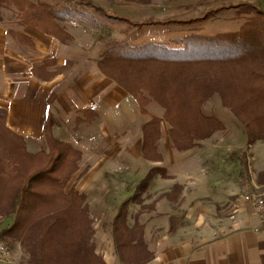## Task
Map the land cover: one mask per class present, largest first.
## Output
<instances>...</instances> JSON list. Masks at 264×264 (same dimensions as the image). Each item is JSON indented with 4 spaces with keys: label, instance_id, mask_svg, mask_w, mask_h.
<instances>
[{
    "label": "trees",
    "instance_id": "16d2710c",
    "mask_svg": "<svg viewBox=\"0 0 264 264\" xmlns=\"http://www.w3.org/2000/svg\"><path fill=\"white\" fill-rule=\"evenodd\" d=\"M82 5L91 7L89 2ZM246 7L243 13L251 17L237 32L210 36L192 30L168 43L136 46L108 41L97 60L98 69L135 100L141 115L147 114L152 103L163 109L170 141L179 152L195 148L224 129L218 118L203 110L214 95L246 127L252 143L264 141V11ZM2 8L13 9L21 26L37 28L61 43L71 40L60 25L75 17L70 11L31 0H0ZM94 9L137 31L156 26L191 28L199 21L135 23ZM160 122L153 117L142 127V154L151 162L162 161L157 152ZM53 123L49 119L45 126L44 147L30 153L25 139L6 127L0 112V218L13 217L0 238L19 243L30 264H104L95 254L86 196L74 189L66 191L79 169L81 153L54 138ZM157 175L166 177L163 169L154 168L138 190H145ZM136 199L121 205L112 224L115 249L125 263H144L152 257L143 240V227L127 225L128 205Z\"/></svg>",
    "mask_w": 264,
    "mask_h": 264
},
{
    "label": "crops",
    "instance_id": "0c3cea01",
    "mask_svg": "<svg viewBox=\"0 0 264 264\" xmlns=\"http://www.w3.org/2000/svg\"><path fill=\"white\" fill-rule=\"evenodd\" d=\"M19 28L13 31L0 26V112L5 115L6 127L24 138L27 150L35 153L45 145V126L51 119L54 138L81 153L75 175L80 178L86 174L88 188L96 185L94 175L90 174L128 171L125 165L112 164L110 141L101 159L87 168L86 157L92 159L94 154L86 153L92 148L81 138L88 130H95L96 111L99 115L100 112L105 114L106 107L110 108L113 101L127 102L126 91L99 71L97 60L89 53L83 55L82 62L74 61L66 57L69 43H61L31 26ZM103 137L106 139L105 134ZM142 144L143 136L135 152L137 158L144 159ZM189 151L184 152L191 153ZM162 156L161 162L148 161L156 165L146 171L145 177L154 168L165 171L166 177L157 175L150 181L159 188H167L163 191V199L155 201L150 214L140 215L139 222L135 216L127 215L129 227L135 223L142 225L141 233L151 259L144 263H125L117 255L112 224L121 205L133 198L126 196L109 214V229L104 232L105 244L101 246L96 244L101 233L95 230L96 224L92 221L95 254L103 263L264 264V232L255 231L259 218L239 202L241 196L232 201L233 189L227 184L216 183L215 178H208L203 164L193 161L190 167L179 163L164 167L160 164L166 162V157ZM74 176L66 191L74 189L86 196L83 190L86 185L81 183L76 187ZM184 196L187 197L184 211L178 213L175 207ZM131 203L135 202L130 201L129 205ZM90 218L93 220L91 215ZM12 252L9 264H18V254Z\"/></svg>",
    "mask_w": 264,
    "mask_h": 264
},
{
    "label": "rangeland",
    "instance_id": "374dc122",
    "mask_svg": "<svg viewBox=\"0 0 264 264\" xmlns=\"http://www.w3.org/2000/svg\"><path fill=\"white\" fill-rule=\"evenodd\" d=\"M31 1L47 3L58 11H70L75 15L61 22L60 25L66 29L72 39L66 41L67 44L69 43L66 57H72L74 61L79 60L80 62L86 53L98 60L108 41H127L136 46L145 43H168L172 39L191 33L192 30L210 36L237 32L251 17L243 13L248 10L246 6L264 11V0H145V3H139L136 0ZM84 2H89L91 7L82 5ZM94 8L103 9L110 17H125L135 23L170 20L199 21L191 28L156 26L145 27L137 31L128 28L124 23L105 17ZM86 15H89L91 19L85 18ZM0 26L13 31H19V27H22L18 24L15 11L11 8L0 9ZM126 98L127 102L113 101L110 108L106 107L105 114L100 112L99 115V111H96L98 115L94 125L95 130H88L81 137L85 140V145L92 148L86 153L94 154L92 159H89V156L86 157L85 166L87 168L92 162L101 159L104 150L108 148L109 141L112 150V164H122L128 168V171L121 173L90 174L94 175L93 180L96 184L92 188L87 187L86 174L84 176L82 174L80 178H78L79 175H75L73 178L76 187L81 183L86 185L83 190L87 194L90 215L93 218V224H96L95 230L101 233L96 244L100 246L105 244L104 232L106 233L109 229L107 218L119 201L126 196L128 198L138 196L137 202L129 205L128 213L132 218L135 216L138 222L140 215L150 214L153 211L155 201L159 202L163 199V191L167 188L160 187V189L159 186L149 183L145 190H138L146 171L156 165L145 158V160L137 158L135 152L137 143L143 136V125L153 117L161 120L157 152L166 157V162L160 164L161 166L171 167L174 163H179L181 166L184 164L190 167L189 164L193 161L200 165L203 164V172H206L208 178H215L216 183L227 184L233 189V195L230 197L232 201L247 193L264 192V141L259 140L252 143L246 127L228 107L223 105L218 95L211 97L203 110L206 115L218 118L223 123L224 129L215 133L211 138L198 142V145L193 148L195 151H189L191 153L176 152L169 137L170 126L163 120L162 108L152 103L147 109V114L141 115L135 100L128 93ZM232 153L236 155L232 157ZM186 198L185 196L182 199L179 198V204L175 207L176 212L183 213ZM12 220L13 218H0V234L10 226ZM1 239L11 249L10 251H13V254L16 251L18 264L29 262V256L23 247L18 249L17 243L5 238Z\"/></svg>",
    "mask_w": 264,
    "mask_h": 264
},
{
    "label": "built area",
    "instance_id": "2783aa9c",
    "mask_svg": "<svg viewBox=\"0 0 264 264\" xmlns=\"http://www.w3.org/2000/svg\"><path fill=\"white\" fill-rule=\"evenodd\" d=\"M243 206L249 207L259 218V226L256 232H264V192L247 193L240 197L239 201ZM11 251L5 242L0 238V264H9L11 261Z\"/></svg>",
    "mask_w": 264,
    "mask_h": 264
}]
</instances>
